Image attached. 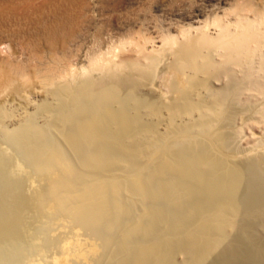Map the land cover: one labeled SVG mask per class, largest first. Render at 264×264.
<instances>
[{
    "label": "rangeland",
    "instance_id": "374dc122",
    "mask_svg": "<svg viewBox=\"0 0 264 264\" xmlns=\"http://www.w3.org/2000/svg\"><path fill=\"white\" fill-rule=\"evenodd\" d=\"M76 1H78V5L70 9L72 19H66V29L64 31L66 40L57 42L54 51H50L43 40H36L29 46L15 40L17 54L12 56L5 50L0 53V60L3 58L8 60V63H6L7 72H12V76L15 75L17 83L20 80L19 83L30 84L40 90L42 89L41 91L43 92H41L40 97L28 95L27 101H25L26 99H17L18 101L8 102L5 105L8 108L4 107V112L3 108H0V110L2 109L1 114L4 116L7 112L6 115L8 116L6 117L5 115L4 118L0 114V122L4 120L0 125V155L2 156H0V161L4 164L3 167L0 165V172L3 175L6 174L10 181L14 183L20 182V180L22 183L24 180L29 182L27 183L26 181L25 183L24 181L25 185L23 183L22 191L26 204H28L31 211L29 212L30 216L27 215V217L30 218V230L40 233V238L34 239L35 243L32 242V245H35L37 240V245L44 242L50 244L49 239L50 241L59 240V238L66 236L65 234L67 233L70 234H67V236L79 234L81 239L89 242L93 241L97 244L96 252L99 251V256L95 252L89 257L90 259L93 256L90 260L82 257H72L74 259L71 260L74 261V264H264L262 263L264 262V200L262 199L264 197V190H262L264 189V182L261 183L256 179L264 175V166H261L264 164V133L262 130L264 129V123L260 122L259 119L261 116L259 107H263L261 104L263 102L262 98L259 99L257 97L258 93L256 95L255 91V94L253 91L251 92L252 97L255 98H251L253 100L250 99L251 102H249V99L246 100L245 94L244 96L238 95L239 98L242 97L243 99L237 97L235 98L237 101L233 97V100L229 97L231 94L227 96L222 93V98L221 95L215 96L209 90L210 88L219 89L221 86L220 89L222 88L223 92H232L231 89L235 92L236 87L232 88L234 81L231 80L233 83L230 85L228 78L227 80L225 79L227 70H230V67L227 68V66L226 69L222 66V69L226 70L225 72H222L221 67L219 68L213 64L210 66L211 68L209 67L205 71H197L196 69L193 71V66H185L180 57L168 53L163 56L165 61L162 59L155 72L150 74L144 72L145 75L143 74V76L141 74L143 72L136 69V63L139 62L137 60H146L141 56L142 53H139L140 49L149 52L155 47L154 51L159 50L164 40L173 36L179 38L181 36L180 33L184 32L185 29L190 31L191 28L190 32L193 31L192 34H194L199 27L207 28L209 26L206 30L213 34L218 29L216 20L219 19L224 24L229 25V28L233 31L238 29L235 24L237 23L238 25L241 20L245 22L252 20L250 23H255L253 25L256 31L264 30V0ZM45 14L44 20L52 22L51 11L49 14ZM243 16L246 18L244 19ZM254 19L256 22L253 21ZM232 25L237 28L232 27ZM256 25L259 27L257 26V28ZM30 26L34 27L35 24ZM132 41H135L133 44L137 41V45L139 44L140 47L135 48V44L134 49L131 48ZM120 47L125 48L120 51L122 49ZM41 50L45 51L37 55L36 53ZM108 54L115 61L119 59L118 63H129L128 66L130 65V68L121 75L123 78L119 75L111 80H109V74L107 75L105 72L94 73V78L92 77L90 80L92 79L93 82V86H91L94 89H98L97 97L94 98L95 96L87 95L88 93H82V87L87 86L86 81L88 80L82 77L80 71L82 72L84 67L89 69L91 67L90 63L98 56L99 58H110ZM175 60L183 64L181 65L178 62L177 64ZM193 61L199 64L204 62L203 60L200 61V59L198 62L197 60ZM165 63H168V65ZM70 65L73 67H70ZM180 65L183 67L182 69H185H180ZM72 68L73 70L75 69L74 71L77 74L80 73V79L78 76L76 82L69 80V82L63 83L57 89L46 88L47 81H51L54 78L55 80L58 79L60 75H65ZM219 69L221 72L218 71ZM209 70H213L214 75ZM125 74L128 77H125ZM174 74H178L176 75L177 77ZM151 75L155 77L153 78ZM161 75L163 78H161ZM219 75H222L221 80ZM36 76L37 78H35ZM45 76L47 77L45 78ZM165 77L166 79H164ZM218 77L219 79H217ZM120 78L121 80H119ZM24 79L26 83L23 82L25 81ZM208 79H211V81ZM36 80L38 83L35 82ZM96 80H101L104 85L106 82L111 83V88L103 84L102 86L98 85L99 83ZM127 82L131 84L129 85ZM38 84L42 85L39 86ZM95 84L96 86H94ZM165 84H168V86ZM228 85L230 88H228ZM136 86H138L137 88L140 91L135 88ZM223 88L225 89L223 90ZM75 89L77 93L75 91L72 92ZM123 92L125 93L123 94ZM57 95L61 96V98L63 96V101ZM72 95L75 100H72ZM85 95L89 96V98ZM172 95L175 97L173 98ZM85 97L88 99L83 101V98L86 99ZM218 98L222 101H218ZM228 98L229 101H227ZM47 99L51 103L47 102ZM76 99L78 100L76 101ZM96 99L99 101H96ZM107 101H110V103ZM234 101L237 102L238 106ZM247 101L249 103L248 107L245 106ZM57 102L59 105H56ZM74 102L75 104H73ZM96 102L98 106H96ZM144 102L147 103L145 104ZM254 102H256L255 105ZM34 104L37 105L35 106ZM80 104L82 107H79ZM210 105L213 110L211 113ZM5 109L8 110L5 111ZM125 109L128 110L126 111ZM9 110L11 112L15 110L17 112L16 115L14 112L13 116V113ZM229 110H231V113ZM111 112L114 113L112 114ZM91 116H95V119ZM8 118L9 120H7ZM247 118L249 119L248 121ZM259 125L261 127H256ZM238 130H241V132ZM254 131L256 135L253 134ZM233 132H237L238 135L231 136V134H234ZM244 132L245 136L242 137ZM20 135H22V138ZM215 135L217 138L213 137ZM228 138L231 139L229 140ZM31 139H34V142ZM259 139L261 140L257 141ZM21 141L24 146L20 143ZM238 141L240 143H237ZM226 147L229 148L227 149ZM252 147L255 149H252ZM33 148L35 149L34 151ZM248 149H251V151ZM200 150L204 152L202 153ZM238 150L243 153L241 154ZM36 152L39 155H36ZM4 160H8V162ZM240 161L242 162L240 163ZM253 162L254 164H252ZM12 164H14L13 167ZM12 171L18 173H12ZM259 171L260 173H258ZM27 174H30V176ZM18 176H21V179ZM253 177L255 178L251 179ZM23 178L24 180H22ZM262 178L264 179V176ZM34 190L36 194L33 193ZM250 190L253 192L251 193ZM250 200H253V202ZM56 217H60V219ZM64 220L67 224L63 222ZM74 223L82 227L76 226ZM68 229L70 231L66 232ZM49 246L44 247V251L41 252L44 255L41 253L33 254L32 249L29 250L27 248L26 251L29 252L23 250L22 255L21 253L19 256L17 255L19 259L12 263L48 264L51 256L49 250L52 245ZM40 256H44L42 257L43 259ZM73 261L71 264H73Z\"/></svg>",
    "mask_w": 264,
    "mask_h": 264
},
{
    "label": "bare ground",
    "instance_id": "6f19581e",
    "mask_svg": "<svg viewBox=\"0 0 264 264\" xmlns=\"http://www.w3.org/2000/svg\"><path fill=\"white\" fill-rule=\"evenodd\" d=\"M82 1V0H81ZM75 5H78V1H76V0H0V53H2V52H4V50L6 51V52H9V54L10 55H14V54H17L18 53V51L16 50V45H15V43H14V41L15 40H18V41H20L21 43H23V44H25V45H30L31 43H34V42H36V40H38V41H41V40H43L45 43H46V45H47V47L49 48V50L50 51H54V49H55V47H56V44H57V42H60V41H65L66 40V37H65V29H66V19H68V20H70V19H72L71 18V15L72 14H70L71 13V11H70V9L73 7V6H75ZM47 11V12H46ZM50 11H51V17H53V19H52V22H46L45 20H44V16L46 15L45 13H50ZM48 17H49V15H47ZM242 17V16H241ZM240 17V18H241ZM244 17V19L246 18L245 16H243ZM50 18V17H49ZM237 18V17H236ZM239 18V19H240ZM248 19V18H247ZM241 20V19H240ZM242 21V22H241ZM240 22H241V24H239L240 22H238V25H237V23L235 24L236 26H238V29L237 30H231L230 28H229V25H227L226 23L224 24L221 20H216V25H217V27H218V29H216L215 31V33H213V34H211L210 32H208L206 29L209 27H207V28H205V27H203L202 26V28H198V29H196V32L194 33V34H192V32H190L191 31V28H190V31H189V29L187 30V29H185V31L184 32H181L180 34H181V36H179V38L178 37H175V36H173V37H169V38H167L166 40H164L163 41V43L161 44L162 46L159 48V50H155L154 51V49H156L155 47H154V49L153 50H151V51H149V52H147V50H143V49H140V52L139 53H142V57L144 58V59H146V60H144V61H146V62H144V61H142L141 59H139V60H137V61H139L138 63H136L137 64V67H136V69H138V70H140L141 72H143V73H141L140 71V73L143 75L144 74V72L145 73H148V74H150V73H152V72H155V69H156V67L159 65V63L162 61V59H163V56L165 55V54H172V55H174V56H176V57H180V59H182V62H184L185 63V66L187 65V66H193V71L196 69L197 71L199 70H204L205 71V69H209V67L210 66H212V64L213 65H217L221 70H222V72L224 71L223 69H222V66H223V68L224 69H226V66H227V68H229L230 67V70L228 69L227 70V73H226V80H227V78H228V82H229V84L231 85L233 82L232 81H234V85L232 86V88L235 86L236 88H235V92H234V90L233 89H231L232 90V92L230 91L229 93H228V89L226 90L227 92H223L222 91V88L220 89V87H219V89L217 88V89H215V88H210L209 90H211V92L213 93V94H215V96L216 95H221V98L223 97L222 96V93H224L225 95H227V96H229L230 94V98L232 99V97H233V99L235 100V98H239V96L238 95H242V96H244V94L246 95V97H247V99L246 100H250L251 98L253 99L254 97H252V91H253V93L255 94V92H256V95H257V93H258V95H257V97L260 99V98H262L261 100H263V102L261 103L262 104V108L261 107H259L260 108V110H261V112H260V114H261V116H260V122H262V123H264V30H262V29H260V30H262V31H256V29L254 28V25L253 24H255V23H250V21H252V20H250V21H247V22H245V21H243V20H241ZM253 21H255V19L253 20ZM256 22V21H255ZM243 23V24H242ZM258 23V22H257ZM32 24H35V26L34 27H32V26H30V25H32ZM262 24V23H261ZM260 24V25H261ZM13 25V26H12ZM234 25V24H233ZM232 25V27H234ZM258 25H259V23H258ZM258 25H256V27L258 26ZM200 26V25H199ZM230 26H231V23H230ZM259 27V26H258ZM257 27V28H258ZM262 27V26H261ZM33 28V29H32ZM215 28V27H214ZM234 28H237V27H234ZM36 30V31H35ZM210 30V29H209ZM213 32V31H212ZM140 39V38H139ZM133 42H135V41H132L131 43H132V47L131 48H133L134 47V45H135V48L136 47H140L139 46V44L137 45V41H136V43H134L133 44ZM130 43V44H131ZM139 43H140V40H139ZM142 43V42H141ZM146 43V42H145ZM129 44V45H130ZM147 44V43H146ZM41 45V44H40ZM123 45V44H122ZM145 45V44H144ZM143 45V46H144ZM18 46V45H17ZM58 46V45H57ZM144 47H146V46H144ZM158 47V46H157ZM18 48V47H17ZM65 48V47H64ZM63 48V49H64ZM120 48H122V47H120ZM125 48V47H124ZM124 48H122V49H120V51L122 50H124ZM130 48V49H131ZM149 48V47H148ZM134 49V48H133ZM139 49V48H138ZM147 49V48H146ZM21 50V49H20ZM57 50V49H56ZM135 50H137V49H135ZM134 50V51H135ZM45 50H41L39 53H36L37 55L39 54H41V53H43ZM114 52V51H113ZM133 52V51H132ZM137 52H138V50H137ZM156 52H157V54H156ZM108 53V52H107ZM106 53V54H107ZM119 53V52H118ZM117 53V54H118ZM134 53V52H133ZM133 53H131V54H133ZM20 54V53H19ZM22 54V53H21ZM111 54V53H110ZM110 54H108L109 55V57H110ZM114 54V53H113ZM116 54V55H117ZM120 54V53H119ZM124 54V53H123ZM135 54V53H134ZM6 55H8V54H6ZM60 55V54H59ZM137 55H139V54H137ZM51 56V55H50ZM104 56H105V54H104ZM107 56V55H106ZM112 56V55H111ZM115 56V55H114ZM113 56V57H114ZM118 56V55H117ZM130 56V55H129ZM140 56V55H139ZM212 56H214V57H212ZM18 57V56H17ZM22 57H24V56H22ZM68 57V56H67ZM101 57V56H100ZM132 57H133V55H132ZM136 57H138V56H136ZM10 58V57H9ZM32 58V57H31ZM54 58V57H53ZM56 58V57H55ZM115 58V57H114ZM134 58H135V55H134ZM166 58V57H165ZM12 59V58H11ZM116 59V58H115ZM121 59V58H120ZM179 59V58H178ZM199 59H200V61L201 60H203L204 62L201 64H199V63H196V62H194L193 60H197V62L199 61ZM119 60V59H118ZM117 60V61H118ZM124 60H125V58H124ZM131 60V59H130ZM164 61H165V59H163ZM184 60V61H183ZM8 60H5L4 58L3 59H1L0 60V108H3V112H4V107H6L5 105L8 103V102H10V101H14L15 102V100H24V99H26L27 98V96L28 95H34V97H40L41 96V94L43 93L40 89H38L37 87H33V86H31L30 84H28V85H24L23 83H19L20 82V80L18 81V83H17V80H16V78L14 77V76H12V72L11 73H9V72H7L8 71V69L6 68V63H8L7 62ZM36 61V60H35ZM117 61H115L113 58H99V56H98V58H94L93 59V61H92V63H90L91 64V67L88 69V67L86 68V67H84V68H82L83 69V71L81 72L80 71V73H82V77H85L88 81H86L87 83V86L85 85V86H83L82 87V93L83 92H85L87 95H91V96H95L94 98H96L97 96H96V94L98 93V89H94V87H92L93 85V82H92V79L90 80V78H92L93 76H94V73H98V72H105L108 76H109V80H111V79H114V78H116V76H121L123 73H126V70L127 69H129L130 68V65L128 66V64H126V63H124V62H117ZM120 61V60H119ZM123 61V60H122ZM176 61V60H175ZM49 62V61H48ZM57 62V61H56ZM69 62V61H68ZM126 62V61H125ZM129 62V61H128ZM131 62V61H130ZM180 63L179 61H176V63ZM189 62H192V63H190L189 64ZM4 63H5V65H4ZM12 64H13V62H11ZM177 63V64H178ZM48 64H50V63H48ZM57 64V63H56ZM131 64H132V62H131ZM165 64H167L168 65V63H165ZM164 64V66L166 67V65ZM172 64V63H171ZM181 65L183 64V63H180ZM14 65H15V62H14ZM74 65V64H73ZM132 65H134V63L132 64ZM170 65V64H169ZM180 65V66H181ZM17 66V65H16ZM48 66V65H47ZM77 66V65H76ZM177 66V65H176ZM184 66V65H183ZM21 67H22V65H21ZM55 67V66H54ZM70 67H73V66H71L70 65ZM78 67V66H77ZM170 67V66H169ZM172 67V66H171ZM9 68V67H8ZM25 68V67H24ZM35 68V67H34ZM33 68V69H34ZM62 68H64V67H62ZM75 68V67H74ZM79 68V67H78ZM77 68V69H78ZM183 67L181 66V68L180 69H182ZM211 68V67H210ZM12 69V68H11ZM37 69V68H36ZM51 69V68H50ZM57 69V68H56ZM135 69V70H136ZM163 69H165V68H163ZM177 69V68H176ZM185 69V68H184ZM184 69H182V70H184ZM187 69H189V68H187ZM192 69V68H191ZM218 69V68H217ZM220 69L218 70V71H220ZM19 70V69H18ZM25 70V69H24ZM38 70V69H37ZM37 70H36V73H37ZM65 70H67V69H65ZM75 70V69H74ZM73 70V68L71 69V71L69 70V71H67L66 73H65V75H60L59 76V78L58 79H56L55 80V78L53 79V80H51V81H47L48 82V84L45 86L46 88H48V87H50V88H59L60 87V85H62L63 83H65V82H69V80L70 81H72V82H76L77 80H78V76H79V74L80 73H78L77 74V72H75ZM79 70H81V69H79ZM78 70V71H79ZM27 71V70H26ZM131 71V70H130ZM134 71V70H133ZM132 71V72H133ZM164 71V70H163ZM171 71V70H170ZM175 71V70H174ZM207 71V70H206ZM210 71V73L213 71V70H209ZM214 71H215V69H214ZM217 71V72H218ZM226 71V70H225ZM224 71V72H225ZM62 72V71H61ZM136 72V71H135ZM178 72H181V71H178ZM221 72V71H220ZM189 73V72H188ZM192 73V72H191ZM202 73V72H201ZM213 73V72H212ZM219 73V72H218ZM232 73V74H231ZM24 74V73H23ZM31 74V73H30ZM47 74V73H46ZM63 74V73H62ZM101 74V73H100ZM129 74V73H128ZM207 74V73H206ZM223 74V73H222ZM58 75V74H57ZM107 75H105V76H107ZM126 75V74H125ZM124 75V76H125ZM145 75V74H144ZM143 75V76H144ZM154 75V74H153ZM153 75H151L152 77H153ZM158 75V74H157ZM176 75H178V74H174V76L175 77H177ZM184 75V74H183ZM213 75H214V73H213ZM27 76V75H26ZM35 76V75H34ZM97 76V75H96ZM104 76V75H103ZM133 76V75H132ZM132 76H130V77H132ZM143 76H142V78H143ZM147 76V75H146ZM164 76V75H163ZM170 76V75H169ZM180 76V75H179ZM178 76V77H179ZM190 76V75H189ZM203 76V75H202ZM220 76V80L222 79L221 78V76L222 75H219ZM17 77V76H16ZM22 77V76H21ZM21 77H19V78H21ZM47 76H45V78H46ZM81 77V78H82ZM122 77V76H121ZM125 77H128V75H126ZM137 77V76H136ZM140 77H141V75H140ZM148 77V76H147ZM155 77V76H154ZM153 77V78H154ZM174 77V78H175ZM24 78V77H23ZM27 78H28V76H27ZM35 78H37V76L35 77ZM42 78V77H41ZM94 78V77H93ZM108 78V77H107ZM117 78H119V77H117ZM123 78V77H122ZM149 78V77H148ZM152 78V79H153ZM161 78H163L162 77V75H161ZM180 78H182V77H180ZM179 78V79H180ZM186 78H187V75H186ZM188 78H190V77H188ZM192 78V77H191ZM190 78V79H191ZM26 79V78H25ZM24 79V80H25ZM79 79H80V76H79ZM98 79H100V78H98ZM141 79V78H140ZM164 79H166V77L164 78ZM183 79H185V78H183ZM217 79H219V77L217 78ZM224 79V80H225ZM28 80V79H27ZM39 80H41V79H39ZM44 80V79H43ZM50 80V79H49ZM65 80V81H64ZM116 80V79H115ZM119 80H121V78L119 79ZM144 80H146V79H144ZM182 80V79H181ZM209 80V79H208ZM232 80V81H231ZM29 81V80H28ZM42 81V80H41ZM41 81H40V83H41ZM45 82H46V80H44ZM43 81V82H44ZM81 81V80H80ZM82 81H83V79H82ZM81 81V82H82ZM95 81V80H94ZM96 81H98V85H100V86H102V84L103 83H101V80H96ZM108 81V80H107ZM118 81V80H117ZM116 81V82H117ZM130 81H132V80H130ZM130 81H128V82H130ZM135 81V80H134ZM147 81V80H146ZM178 81V80H177ZM207 81V80H206ZM205 81V82H206ZM209 81H211V79L209 80ZM24 83H26V80L25 81H23ZM35 82H37L38 83V81L36 80ZM35 82H34V84H35ZM42 82V83H43ZM45 82H44V84H45ZM127 82V83H128ZM152 82V81H151ZM164 82H166L165 80H164ZM163 82V83H164ZM174 82V81H173ZM204 82V83H205ZM219 82V81H218ZM231 82V83H230ZM33 83V82H32ZM84 83V82H83ZM94 83H96V82H94ZM118 83V82H117ZM160 83H161V80H160ZM201 83V82H200ZM209 83V82H208ZM223 83V82H222ZM80 84V83H79ZM111 83H109V82H106L105 83V85L104 86H109V88H111L110 85ZM119 84H120V82H119ZM122 84V83H121ZM129 84V83H128ZM131 84V83H130ZM129 84V85H130ZM140 84V83H139ZM143 84H144V82H143ZM142 84V85H143ZM154 84V83H153ZM221 84V83H220ZM227 84V83H226ZM39 86H41L40 84H38ZM67 85V84H66ZM69 85V84H68ZM81 85H83V84H81ZM92 85V86H91ZM97 85V86H98ZM117 85V84H116ZM126 85V84H125ZM135 85H138V84H135ZM148 85V84H147ZM163 85V84H162ZM165 85H167L168 86V84H165ZM173 85V84H172ZM176 85V84H175ZM212 85H213V83H212ZM216 85V84H215ZM71 86V85H70ZM94 86H96V84L94 85ZM133 86H134V84H133ZM149 86V85H148ZM229 86V85H228ZM65 87V86H64ZM77 87V86H76ZM117 87V86H116ZM119 87V86H118ZM131 87V86H130ZM129 87V88H130ZM138 86H136L135 88H137ZM157 87V86H156ZM163 87V86H162ZM192 87V86H191ZM199 87V86H198ZM203 87H204V85H203ZM211 87V86H210ZM213 87V86H212ZM223 87V86H222ZM45 88V89H46ZM70 88V87H69ZM100 88V87H99ZM103 88H105V87H103ZM115 88V87H114ZM113 88V89H114ZM128 88V87H127ZM141 88V87H140ZM144 88V87H143ZM164 88V87H163ZM193 88H194V86H193ZM202 88V87H201ZM209 88V87H208ZM228 88H230V86L228 87ZM64 89V88H63ZM70 89H72V88H70ZM102 89V88H101ZM131 89V88H130ZM138 90H139V88H137ZM142 89V88H141ZM146 89V88H145ZM147 89H149V88H147ZM167 89V88H166ZM225 88H223V90H224ZM43 90H44V88H43ZM47 90V89H46ZM52 90V89H51ZM50 90V91H51ZM59 90V89H58ZM78 90H80V89H78ZM77 90V91H78ZM105 90V89H104ZM117 90V89H116ZM120 90V89H119ZM142 90H144V89H142ZM154 90V89H153ZM162 90V89H161ZM171 90V89H170ZM201 90H203V89H201ZM207 91H208V89H206ZM45 91V90H44ZM54 91H55V89H54ZM57 91V90H56ZM61 91V90H60ZM59 91V92H60ZM63 91V90H62ZM64 91H65V89H64ZM73 91H75L76 92V89L75 90H72V92ZM109 91V90H108ZM122 91H125V90H122ZM136 91V90H135ZM134 91V92H135ZM140 91V90H139ZM145 91V90H144ZM169 91V90H168ZM167 91V92H168ZM255 91V92H254ZM42 92V93H41ZM48 92V91H47ZM120 92V91H119ZM130 92V91H129ZM170 92V91H169ZM206 92V91H205ZM45 93V92H44ZM54 93V92H53ZM64 93V92H63ZM66 93H67V91H66ZM70 93V92H69ZM68 93V94H69ZM77 93V92H76ZM106 93H107V91H106ZM125 92H123V94H124ZM131 93H132V91H131ZM136 93V92H135ZM173 93H175V92H173ZM192 93V92H191ZM198 93V92H197ZM196 93V94H197ZM209 93V92H208ZM207 93V95H209ZM52 94V93H51ZM60 94V93H59ZM62 94V93H61ZM67 94V95H68ZM72 94V93H71ZM71 94H70V96H71ZM79 94L81 95V93L79 92ZM118 94V93H117ZM134 94V93H133ZM143 94V93H142ZM153 94V93H152ZM151 94V95H152ZM177 94V93H176ZM179 94V93H178ZM211 94V93H210ZM63 95V94H62ZM77 95V94H76ZM84 95V94H83ZM87 95H85V96H87ZM128 95V94H127ZM141 95V94H140ZM171 95V94H170ZM185 95V94H184ZM193 95V94H192ZM201 95V94H200ZM206 95V94H205ZM224 95V96H225ZM48 96V95H47ZM58 96V95H57ZM65 96V95H64ZM73 96V95H72ZM110 96V95H109ZM119 96H120V94H119ZM126 96V95H125ZM139 96V95H138ZM143 96V95H142ZM146 96V95H145ZM147 96H149V95H147ZM227 96H225V97H227ZM59 97V96H58ZM74 97V96H73ZM73 97H72V100H75V97H74V99H73ZM81 97H82V95H81ZM88 98H89V96H87ZM99 97V96H98ZM102 97V96H101ZM126 97H128V96H126ZM172 97H173V95H172ZM175 97V96H174ZM173 97V98H174ZM182 97V96H181ZM209 97H210V95H209ZM224 97V98H225ZM29 98V97H28ZM48 98V97H47ZM51 98V97H50ZM59 98H61V96L59 97ZM58 98V99H59ZM62 98H64L63 96H62ZM62 98H61V100H62ZM77 98L78 99H80L78 96H77ZM86 98V97H85ZM88 98H86V99H84L83 98V101H85V100H87ZM103 98V97H102ZM122 98H123V96H122ZM129 98V97H128ZM127 98V99H128ZM138 98V97H137ZM160 98V97H159ZM169 98V97H168ZM207 98H208V96H207ZM214 98V97H213ZM212 98V99H213ZM216 98V97H215ZM44 99V98H43ZM55 99V98H54ZM78 99H76V101L78 100ZM92 99V98H91ZM131 99V98H130ZM139 99V98H138ZM138 99H137V101H138ZM148 99V98H147ZM178 99V98H177ZM194 99L196 100V98L194 97ZM206 99V98H205ZM204 99V100H205ZM219 100L218 101H222V100H220V98H218ZM232 99V100H233ZM239 99H243L242 97H240ZM251 99V100H252ZM255 99V98H254ZM258 99V100H259ZM17 100V101H18ZM37 100V99H36ZM48 100V99H47ZM129 100V99H128ZM141 100V99H140ZM160 100V99H159ZM192 100V99H191ZM198 100H200V99H198ZM210 100V99H209ZM251 100L249 101V102H251ZM25 101H27V99L25 100ZM29 101V100H28ZM43 101H45V100H43ZM43 101H42V103H43ZM56 101H57V99H56ZM63 101V100H62ZM81 101V103H82V99L80 100ZM96 101H99L98 99H96ZM125 101H127V100H125ZM131 101H132V99H131ZM146 101H148V100H146ZM217 101V102H218ZM227 101H229V98L227 99ZM235 101H237V100H235ZM234 101V102H235ZM253 101V100H252ZM260 101V100H259ZM33 102V101H32ZM38 102H39V100H38ZM47 102H50L51 103V101H47ZM53 102V101H52ZM61 102V101H60ZM59 102V103H60ZM73 102V101H72ZM88 102H89V100H88ZM93 102V101H92ZM95 102V101H94ZM107 102H109L110 103V101H107ZM107 102H105V103H107ZM134 102V101H133ZM143 102V101H142ZM157 102H158V100H157ZM160 102V101H159ZM207 102H209V101H207ZM226 102V101H225ZM224 102V103H225ZM232 102V101H231ZM238 102H239V100H238ZM243 102V101H242ZM261 102V101H260ZM36 103H37V101H36ZM49 103V104H50ZM111 103H114V102H111ZM136 103V102H135ZM145 103V102H144ZM147 103V102H146ZM145 103V104H146ZM154 103V102H153ZM161 103V102H160ZM177 103V102H176ZM191 103H193V102H191ZM201 103H202V101H201ZM216 103V102H215ZM236 103V105H237V102H235ZM234 103V104H235ZM244 103V102H243ZM245 103H247L245 106H247V105H249V103H248V101L247 102H245ZM255 103L256 102H254V105H255ZM28 104V103H27ZM45 104V103H44ZM58 104V102L56 103V105ZM71 104V103H70ZM73 104H75V102L73 103ZM77 104V103H76ZM91 104H93V103H91ZM96 104H97V102H96ZM103 104V103H102ZM137 104H139V103H137ZM149 104V103H148ZM172 104H173V102H172ZM214 104V103H213ZM212 104V105H213ZM226 104V103H225ZM240 104V103H239ZM22 105V104H21ZM24 105V104H23ZM32 105V104H31ZM35 105V104H34ZM34 105H33V107H34ZM37 105V104H36ZM35 105V106H36ZM55 105V106H56ZM59 105V104H58ZM90 105V104H89ZM106 105V104H105ZM108 105V104H107ZM143 105V104H142ZM162 105H163V103H162ZM177 105V104H176ZM180 105H181V103H180ZM180 105H178V106H180ZM188 105V104H187ZM192 105V104H191ZM204 105H205V102H204ZM209 105V104H208ZM241 105H243V104H241ZM251 105V104H250ZM253 105V104H252ZM251 105V106H252ZM253 105V106H254ZM41 106V105H40ZM39 106V107H40ZM43 106V105H42ZM45 106V105H44ZM75 106V105H74ZM81 106V104L79 105V107ZM91 106V105H90ZM89 106V107H90ZM95 106V105H94ZM93 106V107H94ZM96 106H98V104L96 105ZM101 106V105H100ZM122 106V105H121ZM125 106V105H124ZM129 106V105H128ZM196 106H198V105H196ZM207 106V105H206ZM213 106H216V105H213ZM235 106V105H234ZM233 106V107H234ZM238 106V105H237ZM257 106H258V104H257ZM21 107V106H20ZM26 107H28V106H26ZM52 107V106H51ZM58 107V106H57ZM60 107V106H59ZM82 107V106H81ZM92 107V108H93ZM112 107V106H111ZM110 107V108H111ZM142 107V106H141ZM156 107V106H155ZM163 107V106H162ZM186 107V106H185ZM210 107H211V105H210ZM218 107H219V105H218ZM224 107H226L225 105H224ZM228 107V106H227ZM244 107V106H243ZM248 107V106H247ZM6 108H8V107H6ZM19 108V107H18ZM24 108V107H23ZM22 108V109H23ZM31 108V107H30ZM42 108V107H41ZM61 108V107H60ZM67 108V107H66ZM95 108V107H94ZM99 108V107H98ZM102 108V107H101ZM182 108H184L183 106H182ZM191 108H192V106H191ZM201 108V107H200ZM209 108V107H208ZM220 108V110H221V107H219ZM229 108V107H228ZM252 108V107H251ZM255 108V107H254ZM258 108V107H257ZM13 109V108H12ZM38 109V108H37ZM49 109V108H48ZM52 109V108H51ZM63 109V108H62ZM65 109V108H64ZM71 109V108H70ZM73 109V108H72ZM103 109V108H102ZM123 109V108H122ZM174 109V108H173ZM172 109V110H173ZM198 109V108H197ZM224 109V108H223ZM233 109H235V108H233ZM232 109V110H233ZM239 109V108H238ZM244 109V108H243ZM248 109V108H247ZM2 110V109H1ZM1 110H0V114H1ZM6 110H8V109H5V111ZM16 110H17V108H16ZM20 110V109H19ZM25 110V109H24ZM23 110V111H24ZM77 110V109H76ZM88 110H90V109H88ZM112 110V109H111ZM114 110V109H113ZM124 110V109H123ZM126 110V109H125ZM128 110V109H127ZM126 110V111H127ZM165 110V109H164ZM166 110H168V109H166ZM181 110V109H180ZM194 110H195V108H194ZM210 110V109H209ZM215 110V109H214ZM225 111H226V109H224ZM223 110V111H224ZM258 110V109H257ZM10 111V110H9ZM22 111V110H21ZM26 111H28L27 109H26ZM33 111V110H32ZM35 111V110H34ZM64 111V110H63ZM79 111V110H78ZM78 111H77V113H78ZM93 111V110H92ZM98 111V110H97ZM103 111H105L104 109H103ZM174 111V110H173ZM178 111H179V109H178ZM205 111V110H204ZM211 111H213L212 110V107H211V110H210V113H211ZM222 111V110H221ZM231 110H229V112H230ZM237 111V110H236ZM241 111V110H240ZM11 112V111H10ZM9 112V113H10ZM14 112H15V110H14ZM14 112H11V113H13V116H14ZM58 112H59V110H58ZM81 112V111H80ZM87 112V111H86ZM89 112V111H88ZM100 112H101V109H100ZM108 112V111H107ZM110 112V111H109ZM116 112V111H115ZM120 112V111H119ZM175 112V111H174ZM173 112V113H174ZM218 112H219V110H218ZM234 112H235V110H234ZM233 112V113H234ZM255 112V111H254ZM253 112V114H255ZM9 113H8V115H9ZM16 113L17 112H15V115H16ZM23 113V112H22ZM85 113V112H84ZM92 113V112H91ZM94 113V112H93ZM112 113V112H111ZM114 113V112H113ZM112 113V114H113ZM123 113V112H122ZM204 113V112H203ZM216 113V112H215ZM225 113V112H224ZM224 113H223V115H224ZM231 113V112H230ZM232 113V114H233ZM237 113V112H236ZM6 114H7V112H6ZM5 114V115H6ZM29 114V113H28ZM67 114H68V112H67ZM79 114V113H78ZM83 114V113H82ZM96 114V113H95ZM111 114V115H112ZM182 114V113H181ZM209 114V113H208ZM217 114V113H216ZM215 114V115H216ZM222 114V113H221ZM244 114H245V112H244ZM252 114V113H251ZM2 115V114H1ZM4 115V116H5ZM12 115V114H11ZM23 115H25V114H23ZM26 115H27V113H26ZM55 115V114H54ZM60 115V114H59ZM75 115V114H74ZM89 115V114H88ZM109 115V114H108ZM174 115V114H173ZM180 115V114H179ZM194 115V114H193ZM211 115H213V114H211ZM210 115V116H211ZM241 115V114H240ZM247 115V114H246ZM250 115V114H249ZM256 115L258 116V114L256 113ZM3 116V115H2ZM3 116V117H4ZM13 116H11V117H13ZM67 116V115H66ZM77 116V115H76ZM97 116H98V114H97ZM125 116V115H124ZM201 116V115H200ZM218 116V115H217ZM239 116V115H238ZM245 116V115H244ZM255 116V115H254ZM254 116H253V118H254ZM256 116V117H257ZM6 117H8L7 115H6ZM24 117V116H23ZM27 117V116H26ZM36 117H37V115H36ZM80 117V116H79ZM92 117V116H91ZM95 117V116H94ZM94 117H92V118H94ZM101 117V116H100ZM188 117V116H187ZM215 117V116H214ZM236 117V116H235ZM241 117H243V116H241ZM5 118V117H4ZM29 118V117H28ZM32 118V117H31ZM61 118H63V117H61ZM71 118H72V116H71ZM88 118V117H87ZM125 118V117H124ZM131 118V117H130ZM176 118V117H175ZM200 118V117H199ZM210 118V117H209ZM211 118H212V116H211ZM217 118H219V117H217ZM222 118V117H221ZM14 119H16V118H14ZM13 119V120H14ZM23 119H25V118H23ZM34 119V118H33ZM95 119V118H94ZM110 119V118H109ZM116 119V118H115ZM228 119V118H227ZM232 119H234V118H232ZM232 119H231V121H232ZM241 119V118H240ZM7 120H9V118L7 119ZM74 120H75V118H74ZM88 120H90V119H88ZM97 120H98V118H97ZM216 120V119H215ZM249 119L247 118V121H248ZM254 120V119H253ZM258 120V119H257ZM27 121V120H26ZM125 121V120H124ZM205 121V120H204ZM226 121V120H225ZM228 121V120H227ZM245 121V120H244ZM252 121V120H251ZM251 121H250V123H251ZM4 122V120L3 121H1L0 122V125L2 124ZM67 122V121H66ZM190 122V121H189ZM209 122V121H208ZM253 122V121H252ZM12 123V122H11ZM11 123H9V124H11ZM21 123V122H20ZM32 123V122H31ZM77 123V122H76ZM75 123V124H76ZM84 123V122H83ZM186 123V122H185ZM200 123V122H199ZM226 123H228V122H226ZM234 123V122H233ZM237 123V122H236ZM245 123V122H244ZM246 123H248V122H246ZM27 124V123H26ZM89 124V123H88ZM103 124H105V123H103ZM108 124V123H107ZM143 124V123H142ZM204 124H207V123H204ZM214 124V123H213ZM249 124V123H248ZM253 124V123H252ZM28 125V124H27ZM77 125V124H76ZM81 125V124H80ZM100 125V124H99ZM201 125V124H200ZM211 125V124H210ZM224 125H226V124H224ZM232 125V124H231ZM238 125V124H237ZM243 125V124H242ZM247 125V124H246ZM251 125V124H250ZM250 125H248V126H250ZM255 125V124H254ZM6 126H8V125H6ZM29 126V125H28ZM203 126V125H202ZM208 126V125H207ZM215 126V125H214ZM219 126V125H218ZM235 126H236V124H235ZM239 126V125H238ZM241 126V125H240ZM244 126H245V124H244ZM10 127V126H9ZM103 127H105V126H103ZM108 127V126H107ZM192 127V126H191ZM197 127H198V125H197ZM213 127V126H212ZM211 127V128H212ZM224 127V126H223ZM232 127V126H231ZM243 127V126H242ZM254 127V126H253ZM256 127H261V125H259V126H256ZM263 127V126H262ZM1 128V127H0ZM11 128V127H10ZM101 128V127H100ZM194 128V127H193ZM210 128V129H211ZM216 128H218V127H216ZM222 128V127H221ZM235 128V127H234ZM241 128V127H240ZM249 128V127H248ZM251 128V127H250ZM6 129V128H5ZM197 129V128H196ZM195 129V130H196ZM203 129V128H202ZM205 129H206V127H205ZM219 129V128H218ZM237 129H239V128H237ZM190 130V129H189ZM207 130V129H206ZM232 130H234V129H232ZM243 130V129H242ZM263 130V133H264V129H262ZM208 131V130H207ZM210 131V130H209ZM212 131V130H211ZM222 131V130H221ZM238 131H240L241 132V130H238ZM243 131H245V130H243ZM204 132V131H203ZM18 133V132H17ZM201 133V132H200ZM212 133V132H211ZM216 133V132H215ZM218 133V132H217ZM228 133V132H227ZM234 133V132H233ZM255 133V131L253 132V134ZM257 133V132H256ZM16 134V133H15ZM18 134H20V133H18ZM18 134H17V136H18ZM186 134V133H185ZM206 134H207V132H206ZM229 134V133H228ZM228 134H226V135H228ZM237 134V132L236 133H234L233 135L231 134V136H234V135H236ZM242 134V133H241ZM257 134H259V133H257ZM26 135V134H25ZM35 135V134H34ZM190 135V134H189ZM210 135V134H209ZM217 135V134H216ZM216 135L215 136H213V137H216ZM224 135H225V133H224ZM238 135V134H237ZM254 135H256V134H254ZM16 136V135H15ZM16 136V137H17ZM21 136V138H22V135H20ZM31 136V135H30ZM37 136V135H36ZM84 136V135H83ZM186 136V135H185ZM243 136H245V132L242 134V137ZM251 136H253L252 134H251ZM23 137H24V135H23ZM27 137V136H26ZM70 137V136H69ZM202 137V136H201ZM210 137V136H209ZM226 137H228V136H226ZM238 137V136H237ZM236 137V138H237ZM18 138V137H17ZM20 138V139H21ZM30 138V137H29ZM32 138H34L33 136H32ZM38 138V137H37ZM36 138V139H37ZM204 138V137H203ZM208 138V137H207ZM217 138V137H216ZM19 139V140H20ZM25 139V138H24ZM187 139V138H186ZM223 139H224V137H223ZM222 139V140H223ZM229 139V138H228ZM231 139V138H230ZM229 139V140H230ZM233 139V138H232ZM240 139V138H239ZM238 139V140H239ZM23 140V139H22ZM26 140V139H25ZM27 140H29V139H27ZM32 140V139H31ZM195 140V139H194ZM206 140H208V139H206ZM226 140V139H225ZM224 140V141H225ZM228 140V141H229ZM261 139H259V140H257V141H260ZM264 140V139H263ZM15 141V140H14ZM18 141V140H17ZM33 142H34V139L32 140ZM40 141V140H39ZM90 141V140H89ZM221 141V140H220ZM235 141V140H234ZM240 141V140H239ZM237 142V143H240V142ZM24 142V141H23ZM41 142H43L42 140H41ZM211 142H213V140H211ZM233 142V141H232ZM1 143V142H0ZM3 143V142H2ZM20 143H22V141L20 142ZM36 143V142H35ZM102 143V142H101ZM200 143V142H199ZM199 143H197V144H199ZM204 143V142H203ZM209 143H210V141H209ZM216 143V142H215ZM226 144H227V142H225ZM236 143V144H237ZM19 144V143H18ZM29 144V143H28ZM40 144V143H39ZM201 144H202V142H201ZM224 144V143H223ZM225 144V145H226ZM229 144V143H228ZM235 144V143H234ZM243 144V143H242ZM241 144V145H242ZM256 144H257V142H256ZM262 145H263V143H261ZM2 145V144H1ZM22 145L24 146V144L22 143ZM34 145V144H33ZM36 145H38L37 143H36ZM200 145V144H199ZM210 145V144H209ZM239 145V144H238ZM255 145V144H254ZM16 146H18V145H16ZM41 146V145H40ZM201 146V145H200ZM237 146V145H236ZM243 146V145H242ZM255 146H257V145H255ZM254 146V147H255ZM260 146V145H259ZM22 147V146H21ZM30 147H31V145H30ZM36 147V146H35ZM233 147V146H232ZM239 147H240V145H239ZM254 147H252V149H255ZM19 148H20V146H19ZM25 149H27L26 147H24ZM39 148H41V147H39ZM38 148V150H40ZM191 148V147H190ZM205 148V147H204ZM219 148V147H218ZM227 148V147H226ZM229 148V147H228ZM227 148V149H228ZM235 148V147H234ZM233 148V149H234ZM263 148H264V146H263ZM263 148H261V149H263ZM21 149V148H20ZM23 149V148H22ZM24 149V150H25ZM200 149V148H199ZM230 149H232L231 147H230ZM230 149H229V151H230ZM237 149H238V147H237ZM259 149V148H258ZM260 149V150H261ZM30 150H32V149H30ZM35 149L33 148V151H34ZM235 150V149H234ZM242 150V149H241ZM246 150V149H245ZM248 150H250L251 151V149H248ZM32 151V152H33ZM42 151V150H41ZM193 151V150H192ZM191 151V152H192ZM201 151V150H200ZM233 151V150H232ZM231 151V152H232ZM239 151V150H238ZM237 151V152H238ZM249 151V152H250ZM258 151V150H257ZM25 152V151H24ZM27 152H28V150H27ZM39 152V151H38ZM38 152H36L37 154L36 155H39L38 154ZM175 152V151H174ZM202 152V151H201ZM204 152V151H203ZM202 152V153H203ZM234 152V151H233ZM240 152V151H239ZM263 152H264V149H263ZM21 153V152H20ZM30 153H31V151H30ZM35 153V152H34ZM34 153H32L33 155H34ZM40 153V152H39ZM187 153H188V151H187ZM241 153V152H240ZM243 153V152H242ZM241 153V154H242ZM257 153V152H256ZM1 154V153H0ZM5 154V153H4ZM15 154V153H14ZM26 154V153H25ZM28 154V153H27ZM41 154V153H40ZM186 154V153H185ZM231 154V153H230ZM236 154V153H235ZM261 154V153H260ZM264 154V153H263ZM3 155V154H2ZM19 156H20V154H18ZM189 155H191V154H189ZM240 155V154H239ZM245 155V154H244ZM256 155V154H255ZM254 155V156H255ZM1 156V155H0ZM213 156V155H212ZM234 156V155H233ZM241 156V155H240ZM259 156V155H258ZM2 157V156H1ZM30 157V156H29ZM183 157V156H182ZM242 157H243V155H242ZM250 157H252L251 155H250ZM257 157V156H256ZM4 158H6V157H4ZM21 158V157H20ZM20 158H18V159H20ZM34 158V157H33ZM37 158H38V156H37ZM207 158V157H206ZM246 158H248V157H246ZM245 158V159H246ZM264 158V157H263ZM2 159V158H1ZM12 159V158H11ZM36 159V158H35ZM180 159V158H179ZM252 159V158H251ZM260 159V158H259ZM34 160V159H33ZM257 160H258V158H257ZM256 160V161H257ZM262 160V159H261ZM5 161V160H4ZM11 161V160H10ZM14 161V160H13ZM36 161H37V159H36ZM170 161V160H169ZM211 161V160H210ZM247 161V160H246ZM252 161V160H251ZM250 161V162H251ZM254 161V160H253ZM264 161V160H263ZM1 162V161H0ZM5 162H8V160L7 161H5ZM242 161H240V163H241ZM29 163V162H28ZM190 163H191V161H190ZM248 163V162H247ZM256 163V162H255ZM258 163H259V161H258ZM260 163H262V162H260ZM249 164V163H248ZM252 164H254V162L252 163ZM0 165L3 167L4 166V164H3V162H1L0 163ZM238 165V164H237ZM257 165V164H256ZM14 166V164H12V167ZM191 166V165H190ZM252 166V165H251ZM259 166V165H258ZM261 166H264V164L263 165H261ZM10 167V166H9ZM8 167V168H9ZM246 167H248V166H246ZM38 168V167H37ZM175 168V167H174ZM187 168H188V166H187ZM191 168V167H190ZM254 168H255V166H254ZM11 169V168H10ZM189 169V168H188ZM193 169V168H192ZM244 169V168H243ZM258 169V168H257ZM262 169V168H261ZM2 170H4V169H2ZM1 170V171H2ZM13 170V169H12ZM197 170V169H196ZM239 170V169H238ZM250 170V169H249ZM5 171V170H4ZM11 171V170H10ZM21 171V170H20ZM19 171V172H20ZM171 171V170H170ZM218 171V170H217ZM244 171V170H243ZM256 171H258V170H256ZM263 171V170H262ZM191 172V171H190ZM197 172H198V170H197ZM12 173H18V172H13L12 171ZM193 173V172H192ZM238 173V172H237ZM246 173V172H245ZM252 173V172H251ZM258 173H260V171L258 172ZM26 174V173H25ZM211 174H212V172H211ZM231 174V173H230ZM15 175V174H14ZM27 175H29L30 176V174H27ZM247 175V174H246ZM11 176V175H10ZM26 176V175H25ZM251 176V175H250ZM262 176H264V175H262ZM262 176H260V177H258V178H256L258 181H260L261 183H263L264 182V179L262 178ZM17 177V176H16ZM19 177V176H18ZM21 177V176H20ZM19 177V178H20ZM202 177V176H201ZM248 177H249V175H248ZM247 178V177H246ZM255 177H253V178H251V179H254ZM21 179V178H20ZM206 179V178H205ZM15 180V179H14ZM19 180V179H18ZM22 180H24V178L22 179ZM242 180H243V178H242ZM25 181V180H24ZM24 181H23V183H24ZM27 181V180H26ZM26 181H25V183H26ZM206 181V180H205ZM258 181H257V183H258ZM207 182V181H206ZM251 182H252V180H251ZM23 183L21 182V180H20V182L18 181L17 183L15 182H12V181H10V179L6 176V174H4L3 175V173L2 172H0V264H4V263H8V264H10V263H12L13 261L15 262L16 260H18L19 259V254L21 253V255H22V253H23V250H25L26 251V249L27 248H29V250L30 249H32V253L34 254H40L42 251H44V247H48L49 245H52V248H50V250H49V253L51 252V256H50V259L48 260V264H71L72 263V261L73 260H71V259H74L75 257L76 258H79V257H82L83 259H89V257L92 255V254H95V252L97 251V244L95 243V242H93V241H88V240H83V239H81L80 238V236H79V234H73V235H71V236H67V234H69V233H67V234H65L66 236H64L63 238H59V240H56V239H54V240H52V241H50V239H49V242H50V244H48V243H42V244H38L37 245V241H36V244L35 245H32V242H34L35 243V240L37 239V237H39L40 238V233H38V231H31L30 229V218L29 217H27V215H29V212H31L30 210H29V207H28V204H26V201H25V199H24V194H23ZM25 183H24V185H25ZM27 183H29L28 181H27ZM239 183V182H238ZM256 183V184H257ZM27 185V184H26ZM30 185V184H29ZM43 185V184H42ZM204 185V184H203ZM242 185V184H241ZM240 185V186H241ZM247 185H249V184H247ZM250 185H252V184H250ZM253 185H254V181H253ZM256 186V185H255ZM27 187L29 188V186L27 185ZM257 187V186H256ZM27 188V189H28ZM49 188V187H48ZM194 188V187H193ZM242 188V187H241ZM250 189V188H249ZM248 189V190H249ZM256 189V188H255ZM254 189V190H255ZM29 190V189H28ZM31 190V189H30ZM257 190V189H256ZM262 190H264V189H262ZM225 191V190H224ZM251 191V190H250ZM36 191L34 190V194H36L35 193ZM219 192V191H218ZM247 192V191H246ZM253 191H251V193H252ZM256 192V191H255ZM32 193V194H33ZM245 193V192H244ZM223 194V193H222ZM246 194V193H245ZM256 194H257V192H256ZM231 195V194H230ZM251 195V194H250ZM249 195V196H250ZM254 195V194H253ZM252 195V196H253ZM259 195H261V194H259ZM258 195V196H259ZM225 196V195H224ZM260 197V196H259ZM30 198V197H29ZM36 198V197H35ZM209 198V197H208ZM253 198V197H252ZM256 198V197H255ZM226 200H227V198H225ZM254 199V198H253ZM261 199V198H260ZM262 199L264 200V197H262ZM214 200V199H213ZM241 200V199H240ZM35 202H36V200H34ZM217 201V200H216ZM234 201V200H233ZM246 201V200H245ZM251 201V200H250ZM257 201V200H256ZM229 202V201H228ZM251 202H253V200L251 201ZM264 202V201H263ZM263 202H262V204H263ZM56 203V202H55ZM242 203V202H241ZM244 203V202H243ZM255 203V202H254ZM43 204V203H42ZM58 204H59V202H58ZM220 204V203H219ZM246 204V203H245ZM34 205H35V203H34ZM48 205V204H47ZM46 205V206H47ZM69 205V204H68ZM247 205V204H246ZM251 205V204H250ZM255 205H256V203H255ZM45 206V205H44ZM62 206H64V205H62ZM40 207V206H39ZM39 207H38V209H39ZM60 207V206H59ZM68 207V206H67ZM72 207V206H71ZM37 208V207H36ZM49 208V207H48ZM49 210V209H48ZM28 214H27V213ZM26 213V214H25ZM46 213H48V212H46ZM52 213V212H51ZM54 213H56V212H54ZM61 213H62V211H61ZM69 213V212H68ZM67 213V214H68ZM43 214V213H42ZM49 214V213H48ZM58 214H60V213H58ZM63 214V213H62ZM64 215V214H63ZM81 215V214H80ZM30 216V215H29ZM49 216H52V215H49ZM82 217V216H81ZM55 218V217H54ZM56 218H59L60 219V217H56ZM68 218V217H67ZM71 218V217H70ZM76 218V217H75ZM32 220V219H31ZM50 221V220H49ZM49 221H47V222H49ZM63 222H65V220L63 221ZM84 222V221H83ZM91 222V221H90ZM51 223V222H50ZM62 223V222H61ZM66 223V222H65ZM70 223V222H69ZM76 223H79V222H76ZM82 223V222H81ZM80 223V224H81ZM49 224V223H48ZM67 224V223H66ZM75 224V223H74ZM84 224H85V222H84ZM58 225H60V224H58ZM61 225H63V224H61ZM76 225V224H75ZM64 226H66L65 224H64ZM76 226H81V225H76ZM39 227V226H38ZM51 227V226H50ZM55 227V226H54ZM71 227V226H70ZM73 227H74V225H73ZM72 227V228H73ZM82 227V226H81ZM52 228V227H51ZM67 228H69V227H67ZM71 228V229H72ZM78 228V227H77ZM84 228V227H83ZM34 229V228H33ZM48 229V228H47ZM64 229H65V227H64ZM75 229H76V227H75ZM87 229V228H86ZM52 230V229H51ZM59 230V229H58ZM57 230V231H58ZM61 230V229H60ZM73 230H74V228H73ZM42 231V230H41ZM68 231H70L69 229L66 231V232H68ZM77 231V233H79L78 232V230H76ZM246 231V230H245ZM54 232V231H53ZM65 232V233H66ZM81 232V231H80ZM83 232V231H82ZM31 233H33V234H31ZM63 233V232H62ZM82 234V233H81ZM42 235V234H41ZM46 235V234H45ZM44 235V236H45ZM64 235V234H63ZM70 235V234H69ZM236 235V234H235ZM82 236V235H81ZM86 236V235H85ZM90 236V235H89ZM52 237V236H51ZM87 237V236H86ZM38 238V239H39ZM35 239V240H34ZM42 239V238H41ZM40 241V240H39ZM42 242H43V240H41ZM96 241V240H95ZM92 242V243H91ZM95 243V244H94ZM49 247H51V246H49ZM45 249H47V248H45ZM99 249V248H98ZM48 250V249H47ZM100 251H101V249H100ZM26 252H29V251H26ZM99 252V251H98ZM98 252H96V253H98ZM101 253V252H100ZM41 254H43V253H41ZM193 254V253H192ZM18 255V256H17ZM25 255V254H24ZM44 255V254H43ZM98 256H99V253H98ZM30 257V256H29ZM28 257V258H29ZM32 257V256H31ZM41 257V256H40ZM42 257H44V256H42ZM41 257V259H43ZM72 257H74V258H72ZM93 257V256H92ZM91 257V258H92ZM24 258V257H23ZM90 258V259H91ZM98 258V257H97ZM24 259H26V258H24ZM38 259V258H37ZM82 259V260H83ZM89 259V260H90ZM96 259V258H95ZM76 260V259H75ZM93 260H94V258H93ZM97 260V259H96ZM95 261V260H94ZM85 262H86V260H85ZM17 263V262H16ZM91 263V262H90ZM93 263V262H92ZM262 263H264V262H262ZM13 264V263H12ZM24 264V263H23ZM29 264V263H28ZM73 264H74V261H73ZM88 264V263H87ZM195 264V263H194ZM258 264V263H257Z\"/></svg>",
    "mask_w": 264,
    "mask_h": 264
}]
</instances>
